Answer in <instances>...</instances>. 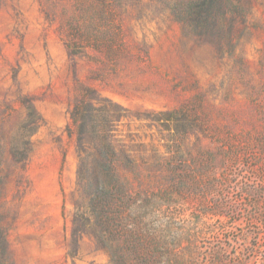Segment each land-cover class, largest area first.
I'll return each mask as SVG.
<instances>
[{
  "label": "rangeland",
  "instance_id": "obj_1",
  "mask_svg": "<svg viewBox=\"0 0 264 264\" xmlns=\"http://www.w3.org/2000/svg\"><path fill=\"white\" fill-rule=\"evenodd\" d=\"M130 230L264 264V0H0V264H137Z\"/></svg>",
  "mask_w": 264,
  "mask_h": 264
},
{
  "label": "trees",
  "instance_id": "obj_2",
  "mask_svg": "<svg viewBox=\"0 0 264 264\" xmlns=\"http://www.w3.org/2000/svg\"><path fill=\"white\" fill-rule=\"evenodd\" d=\"M98 186V184H97ZM106 187L98 186L95 191V198L93 201L98 206L100 200H98L97 195L101 196V194L105 193ZM137 230H130L128 233L129 236V248L132 253V257L137 264H153L152 263V255H150V249L148 244H146L147 240H143L142 238L138 237Z\"/></svg>",
  "mask_w": 264,
  "mask_h": 264
}]
</instances>
